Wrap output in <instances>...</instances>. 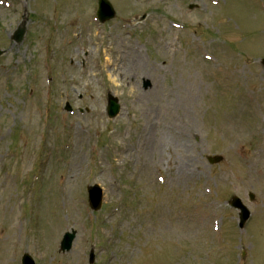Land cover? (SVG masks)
<instances>
[{
	"label": "rangeland",
	"instance_id": "obj_1",
	"mask_svg": "<svg viewBox=\"0 0 264 264\" xmlns=\"http://www.w3.org/2000/svg\"><path fill=\"white\" fill-rule=\"evenodd\" d=\"M96 1L0 0V264H263L264 0Z\"/></svg>",
	"mask_w": 264,
	"mask_h": 264
},
{
	"label": "water",
	"instance_id": "obj_2",
	"mask_svg": "<svg viewBox=\"0 0 264 264\" xmlns=\"http://www.w3.org/2000/svg\"><path fill=\"white\" fill-rule=\"evenodd\" d=\"M98 16L102 22L107 21V20H111L114 18V12H113L112 8L110 7V5L107 3V1H105V0L99 1ZM22 35H23V30H22V28H19L17 30V32L15 33L13 39L16 42H19ZM0 55H1V52H0ZM261 63L264 67V60H262ZM149 86H150L149 82H146L144 88H147ZM117 113H118V106H117L116 101L110 100L109 109H108L109 118H113L114 116H116ZM208 161L210 164H215V163L220 162L221 158H219V157L209 158ZM89 199H90V203H91L92 208L95 209L99 205V202H100V191L98 188L94 187V188H91L89 190ZM230 205L232 207L238 208L240 210V212H241L239 215L240 227L242 228L244 226L246 220L248 219L247 210L241 205L240 201L237 198H233L231 200ZM74 237H75V233L66 234L64 236L63 241L61 242V248H60V250L62 252L70 250L71 243H72ZM90 263H92V258L90 260ZM22 264H34V263L28 255H24L22 258Z\"/></svg>",
	"mask_w": 264,
	"mask_h": 264
},
{
	"label": "bare ground",
	"instance_id": "obj_3",
	"mask_svg": "<svg viewBox=\"0 0 264 264\" xmlns=\"http://www.w3.org/2000/svg\"><path fill=\"white\" fill-rule=\"evenodd\" d=\"M137 54H139V53L137 52ZM132 63H137V61H136V60H134V59H132ZM258 154H259V155H261V154H263V155H264V150H263V149H261V150L258 152Z\"/></svg>",
	"mask_w": 264,
	"mask_h": 264
}]
</instances>
